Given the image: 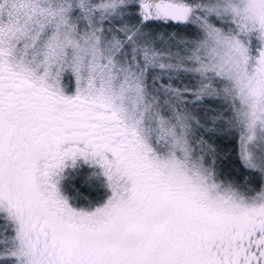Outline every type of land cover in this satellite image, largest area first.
Segmentation results:
<instances>
[{"label":"snow or ice","instance_id":"1","mask_svg":"<svg viewBox=\"0 0 264 264\" xmlns=\"http://www.w3.org/2000/svg\"><path fill=\"white\" fill-rule=\"evenodd\" d=\"M0 264H264V0H0Z\"/></svg>","mask_w":264,"mask_h":264}]
</instances>
